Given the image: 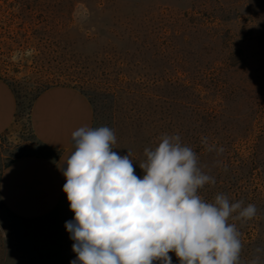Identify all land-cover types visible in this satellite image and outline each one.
I'll return each instance as SVG.
<instances>
[{
	"label": "rangeland",
	"instance_id": "1",
	"mask_svg": "<svg viewBox=\"0 0 264 264\" xmlns=\"http://www.w3.org/2000/svg\"><path fill=\"white\" fill-rule=\"evenodd\" d=\"M0 78L18 99L0 136V175L14 158L46 153L30 130L31 105L43 90L70 85L141 178L144 149L179 135L215 178L198 192L205 201L224 194L256 206L251 220L229 219L241 260L264 247V0H0ZM73 219L67 198L36 221L0 202V264H70Z\"/></svg>",
	"mask_w": 264,
	"mask_h": 264
},
{
	"label": "clouds",
	"instance_id": "2",
	"mask_svg": "<svg viewBox=\"0 0 264 264\" xmlns=\"http://www.w3.org/2000/svg\"><path fill=\"white\" fill-rule=\"evenodd\" d=\"M71 140L61 166L74 212L65 223L75 241L70 264H172L170 252L180 264H245L241 233L229 219L251 220L256 206L231 203L224 194L205 201L198 192L215 178L201 170L197 153L179 135H164L157 147L144 149L142 178L129 151L113 150L109 127L80 126ZM246 264H264V247Z\"/></svg>",
	"mask_w": 264,
	"mask_h": 264
},
{
	"label": "crops",
	"instance_id": "3",
	"mask_svg": "<svg viewBox=\"0 0 264 264\" xmlns=\"http://www.w3.org/2000/svg\"><path fill=\"white\" fill-rule=\"evenodd\" d=\"M18 99L10 84L0 78V136L14 125ZM35 140L46 153L12 159L0 175V202L12 217L36 221L51 215L67 194L61 166L72 150L71 133L80 126H94V111L87 97L70 85L40 92L29 113Z\"/></svg>",
	"mask_w": 264,
	"mask_h": 264
},
{
	"label": "trees",
	"instance_id": "4",
	"mask_svg": "<svg viewBox=\"0 0 264 264\" xmlns=\"http://www.w3.org/2000/svg\"><path fill=\"white\" fill-rule=\"evenodd\" d=\"M170 254V253H169ZM154 264H160V261H154Z\"/></svg>",
	"mask_w": 264,
	"mask_h": 264
}]
</instances>
